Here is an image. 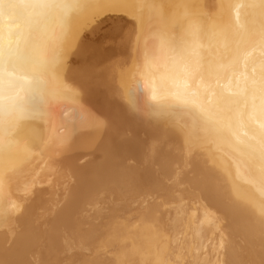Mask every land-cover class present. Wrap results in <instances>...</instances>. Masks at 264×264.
<instances>
[{
  "label": "bare ground",
  "instance_id": "1",
  "mask_svg": "<svg viewBox=\"0 0 264 264\" xmlns=\"http://www.w3.org/2000/svg\"><path fill=\"white\" fill-rule=\"evenodd\" d=\"M67 2L21 36L52 70L6 124L0 264H264L260 0Z\"/></svg>",
  "mask_w": 264,
  "mask_h": 264
},
{
  "label": "snow or ice",
  "instance_id": "2",
  "mask_svg": "<svg viewBox=\"0 0 264 264\" xmlns=\"http://www.w3.org/2000/svg\"><path fill=\"white\" fill-rule=\"evenodd\" d=\"M79 6L67 0H0V97L6 91L20 89L32 101L31 108L15 102L7 106L0 103V148L4 145L8 118L15 116L20 119L40 112V106L44 103V74L52 70L47 59L22 55L21 36L24 31L30 32L46 21L53 9H63L67 13ZM259 7L264 9V0H260ZM5 20L14 22L20 32L14 36L10 25L5 34ZM25 71L30 72L31 76L18 75ZM151 99H158L155 92ZM130 103L135 106L134 100ZM165 111L166 106L161 105L156 114L163 115ZM261 160L264 161V143L261 144Z\"/></svg>",
  "mask_w": 264,
  "mask_h": 264
},
{
  "label": "rangeland",
  "instance_id": "3",
  "mask_svg": "<svg viewBox=\"0 0 264 264\" xmlns=\"http://www.w3.org/2000/svg\"><path fill=\"white\" fill-rule=\"evenodd\" d=\"M155 196H156V195L152 196L153 199L155 198ZM109 197H110V196H109ZM109 197H108V198L106 197V199H105V202H106V203H105L104 205L102 204L103 207H106L105 210L111 208L110 206H112V205H116L117 203L119 204V203L121 202V200H120V201L118 200L119 202H117V198H116V200H115V197H113V196L110 197V198H109ZM111 198H112V201H113V202H111ZM156 198H157V196H156ZM109 199H110V200H109ZM138 199H139V198H138ZM138 199H137V200H138ZM153 199H151V200L153 201ZM106 200H107V201H106ZM114 200H115V201H114ZM152 201H151V202H152ZM132 203H134V202H132ZM109 204H110V205H109ZM136 204L139 205V202H138V201L135 202L132 206L137 207L138 205L135 206ZM106 205H107V206H106ZM108 207H109V208H108ZM137 210H138V209H137ZM64 262H65V261H64Z\"/></svg>",
  "mask_w": 264,
  "mask_h": 264
}]
</instances>
